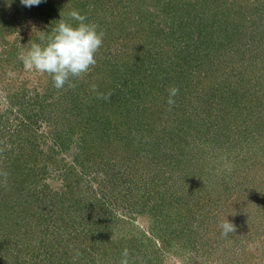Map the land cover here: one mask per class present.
I'll list each match as a JSON object with an SVG mask.
<instances>
[{
	"label": "rangeland",
	"instance_id": "rangeland-1",
	"mask_svg": "<svg viewBox=\"0 0 264 264\" xmlns=\"http://www.w3.org/2000/svg\"><path fill=\"white\" fill-rule=\"evenodd\" d=\"M47 1L55 12H29L26 19L16 20L10 42L21 46V40L34 33L46 36L62 18L75 25L69 17L75 9L104 32L103 45L96 66L73 81L77 86L60 90L47 74L25 70L19 55L27 49L11 58L0 52V154L10 152L22 137L27 152L38 153L43 172L37 187L30 179L36 196L45 185L49 187L42 194H61L63 182L70 181L86 198L81 206L95 197L104 199L106 205L95 209V218L107 213L104 232L111 239H78L74 217L65 225L53 221L55 214L46 225L20 232L15 242L0 236V264H21L22 257L36 256L46 244L60 246V258L70 264H120L125 248L136 264H264V0ZM194 21L198 25L192 27ZM153 27L160 40L156 57H148L147 30ZM208 32L211 47L195 53L200 48L194 43L197 36ZM116 73L132 96L121 113L126 118L117 129L115 110L109 111L110 120L98 127L103 134L96 130L84 142L80 121L97 123L93 112L115 102L113 96L107 103L94 101L91 86L117 80ZM170 87L179 88L171 108ZM214 89L220 104L208 106ZM199 114H204L200 121ZM149 130L166 135L167 142L159 148H178L181 168L172 159L158 157ZM66 136H71L70 145L60 143ZM102 142L113 148L108 147L104 157L90 148L96 145L104 151ZM128 143L134 148L124 147ZM115 144H121L119 150ZM30 159L27 165L32 166ZM20 194L2 199L13 208ZM46 200L35 208L47 214L53 203ZM157 202L160 211L152 207ZM226 219L236 231L225 238L219 225ZM11 222L0 212L1 235L8 237Z\"/></svg>",
	"mask_w": 264,
	"mask_h": 264
},
{
	"label": "trees",
	"instance_id": "trees-1",
	"mask_svg": "<svg viewBox=\"0 0 264 264\" xmlns=\"http://www.w3.org/2000/svg\"><path fill=\"white\" fill-rule=\"evenodd\" d=\"M197 2V0H195ZM53 3L49 4V1L47 0H42V2L38 5V6H32L31 8L26 7L24 5L21 4L20 0H0V48L2 50H0V52H2V54H6L7 56H9V58H11V55H14L15 52H19V49L23 48V49H27L30 48L31 43L36 42L39 43L40 42V37L42 34L34 33L33 36H28L27 39L25 40H21V42L19 43V45L21 46H17L16 44L10 42L9 37L11 36L14 28H15V21L16 20H20L22 19H26V15L29 14V12H38L41 11V13L44 10H50L52 9V11L55 12L54 7L51 6ZM23 14V15H22ZM51 15V14H48ZM204 16V14H202ZM77 23V22H76ZM194 25H198L196 24V22L194 21L192 24V27ZM142 26V24L140 25ZM145 27V26H144ZM155 27V26H154ZM154 27L150 30H147L148 34H147V39H149V43L147 44V47L145 48V50L149 53L148 57H156L155 53L156 51L154 49H156L155 47L159 45V42L157 40L159 39V34L157 35V30L154 32ZM182 27V26H181ZM52 30H47L46 31V36L48 34H51ZM215 30H210V32H213ZM208 32L207 35H205V37H203L201 34H199V36H197V39L194 41V43L196 42L199 45V49L197 50L198 52L195 53H199L203 50L207 51L211 46L208 44H212V37H210L211 33ZM202 33V32H201ZM203 34V33H202ZM205 38V39H204ZM152 39H156L155 43L152 41ZM211 51V50H210ZM209 51V52H210ZM208 52V53H209ZM204 58H207V53L204 55ZM205 60V59H204ZM250 67H255V64L253 61H250V63H248ZM112 75V74H111ZM117 73L114 75L113 77L114 79H117L116 77ZM109 78L110 74H109ZM229 79H227L228 81ZM229 82V81H228ZM97 86V90L99 92H102V87H104L106 90L105 91H113L112 89H114L113 92V97L112 100H115V102H113L112 104L109 105H102V107H105V109H97L95 112H93V110L90 111V113L95 115L93 116L94 118H96L97 123L95 124H91L89 121L88 122H84L83 120L80 121V127L83 130L81 134H82V140L84 141L85 138H87L88 136L91 137L93 132H96V130H98L99 125L106 120V118L108 119V121L110 120V112L114 111V115H113V120L116 123V128H120L122 125L120 122H122L121 120H124V118H126V114H124V116H121L122 110L125 107L126 103L130 102V99L132 98V96H130V94L128 92H125V84L122 86L119 84L118 79L117 80H111V82H105L103 80H100V82H97L95 84ZM112 87V88H111ZM128 87V85H127ZM141 87V86H140ZM223 89V88H222ZM215 92L212 95V97L210 98L209 102H208V106L213 105L214 103L220 104V102L218 103L217 100L220 98L217 95H220L218 89H214ZM107 93V92H105ZM95 97H97V93L95 92ZM139 95V93L137 94ZM125 96V97H124ZM232 96V95H231ZM217 98V100H215ZM94 101H105L103 99H94ZM211 101V102H210ZM105 103H107V101H105ZM115 107V108H114ZM207 108V107H206ZM111 109V110H110ZM41 111V110H38ZM196 115V114H195ZM194 115V116H195ZM98 116V117H97ZM198 120H201V117H204V114H199L198 115ZM120 120V122H119ZM205 119H203L204 121ZM89 125V126H88ZM102 125V124H101ZM25 125H21V127H23ZM116 130V129H114ZM18 131L23 132L22 129H18ZM100 131L102 134L105 131L104 129L98 130ZM151 133L149 136L151 138H153L154 140H152L153 145H156V151H159V154L161 156L158 157H164L165 160H170L172 159V162L174 163V166H176V168H181L182 166V160L179 158L178 154V148L175 147L174 145L172 146H165L164 148H159L158 145L160 144H164V142H167L165 137L166 135H155L156 131H150ZM79 133V130L76 132ZM149 136H143V137H149ZM156 136V137H155ZM142 137V139H143ZM56 138V137H55ZM71 136H66V140H61L60 143H66V145H70ZM19 140V139H18ZM56 141V140H55ZM89 141V140H88ZM87 141V142H88ZM85 142V141H84ZM91 142V141H90ZM144 142L148 143L149 140L145 139ZM141 141V145L144 143ZM16 143V142H14ZM18 145H15L14 148L12 150H10V152H2V154H0V169L6 171L8 173V179H7V187H4L2 183H0V209H1V214H3L6 218H10L11 225L9 226V233H7L6 236H3V234L0 236H2V238H4V240H6V242H15L16 239H19L23 234L20 233L22 231H25V233H28V230H35L38 227H41L43 225H46L47 222H49V220L51 219L52 215L53 217L56 214V219L53 220L55 223L60 222L61 220L63 221V223L65 225H69L72 221V218L74 217V222L75 223H79L78 224H73L72 228L74 230V233H76V236L78 239H83L85 237H89L92 238L94 237L95 241H104L107 242L111 239V235L106 236L105 235V230H104V224L106 222V219H108V217H106V214L99 212V216H100V220L95 218V209L100 206V205H106L105 201L102 202V198H97L95 197L93 199V201L91 202H85L84 206H81V203L83 200H85L86 198L78 195L81 194L77 193V191L74 190V188L70 187V181L68 183L63 182V195L62 192L60 193H56V194H51V192L48 195H44L42 194L45 193V190L48 189L49 186L45 185V187H43L41 194L37 193L38 196H36V192H31L32 191V185L30 183V179L32 181V184L34 183V186L37 187V185L39 183H41V179H42V175L43 172L39 170L38 168V163H37V158H38V153L34 154V156L29 152H27L26 147L24 146V140L21 137V140L18 141ZM91 144H94L93 142H91ZM106 146H105V145ZM101 145L104 146V151L101 150V148H98L96 145H91L90 148H94L95 151H99L101 156H103V153H108L106 152V149L110 146H112L109 142H102ZM154 145V146H155ZM1 146V144H0ZM116 148L115 150H119L118 148H120L121 144H115ZM129 146L130 148H134V144L133 143H128V144H124V147ZM108 150H113L112 147H110ZM152 151V150H151ZM88 153V152H87ZM86 153V158L89 159V156H87L88 154ZM184 153V151L182 152ZM29 157L31 158L30 161L33 162L34 165L29 166L27 165V161L29 160ZM104 157V156H103ZM118 161V160H117ZM31 167L30 170H28L27 167ZM13 170H16L13 171ZM11 172V174H10ZM115 174V172H114ZM114 176V175H113ZM115 176H117L115 174ZM11 177H14L13 180H11ZM68 179V178H67ZM15 180L17 181V183L19 185H13L15 183ZM180 180V179H179ZM107 181L102 182V184L105 186ZM184 182V181H181ZM25 183H27L29 186H27V184L25 185ZM90 189H92L90 186H88ZM87 187V188H88ZM102 189V188H101ZM21 192L22 194H20V196L18 197V199L14 198V202H13V208H15L16 210L13 211L11 209H13L12 207L9 206V204L7 203V200L3 201V196L7 195L9 197H11V195H16L18 194V192ZM33 193V194H32ZM55 193V192H54ZM76 194V195H75ZM107 193H105L106 196ZM43 196L45 198H43ZM56 197H58L56 199ZM43 198V199H42ZM49 199L50 203H53V205L51 206V209L49 211V213L46 214V212L43 210L42 212L40 211V208L37 206H43L45 205L44 203H46V200ZM104 198V197H103ZM52 200V201H50ZM48 202V203H49ZM160 203H153L152 207L153 209H155L156 207L159 209H161ZM164 205V204H163ZM166 207V205H164ZM77 211L79 214H77L76 216H73V214H75V211ZM67 214V215H66ZM96 216H98L96 214ZM110 220L113 221L115 219H111L112 217H109ZM78 220H84L86 223L84 224L83 221H78ZM98 220V221H97ZM111 223V224H112ZM101 224V225H98ZM6 225L4 226V229ZM21 227H25L24 230ZM55 230L60 231L58 226H54ZM3 231H6L4 230ZM49 229V226L47 225V228L42 230V237L47 235V230ZM114 230V229H113ZM53 231V230H52ZM51 231V233H52ZM112 231V229L110 230ZM1 232V231H0ZM113 232V231H112ZM111 232V234H112ZM12 233H15V237H12ZM18 235H17V234ZM104 235V236H103ZM106 236V237H105ZM121 242H123V239L121 240ZM102 245H104L102 243ZM106 245V244H105ZM46 248L45 250H39L38 248V253L33 256H28V258L25 259V257L23 258V262H21V264H70V262L68 260H62V258H60L61 256H64V252L63 249L60 246H57V244H54L52 246H49V244L45 245ZM15 250V248H13ZM19 253H17L18 255H20V253H22L23 249H18L17 250ZM36 251V252H37ZM43 253L45 255H43ZM113 253H117V252H113ZM119 259V258H118ZM79 262H77L76 264H78ZM15 264V263H14Z\"/></svg>",
	"mask_w": 264,
	"mask_h": 264
},
{
	"label": "clouds",
	"instance_id": "clouds-1",
	"mask_svg": "<svg viewBox=\"0 0 264 264\" xmlns=\"http://www.w3.org/2000/svg\"><path fill=\"white\" fill-rule=\"evenodd\" d=\"M21 4L31 8L38 6L42 0H20ZM71 20L77 23L66 22L63 18L52 29L51 34L41 35L40 42L31 43L27 51L21 52L19 59L26 71H36L51 77L53 86L57 90L65 85L75 88L74 80H81L97 64V54L103 45L104 32L98 31V25L89 23L87 17L77 10L69 13ZM91 90L97 93V98L110 100L113 93H104L97 90L93 84ZM179 94L178 87L168 89L169 107L175 105V97ZM8 173L0 169V183L7 187ZM221 235L228 237L235 233L236 226L229 220H224L220 225ZM130 253L125 248L121 254L120 264H136L129 259Z\"/></svg>",
	"mask_w": 264,
	"mask_h": 264
}]
</instances>
